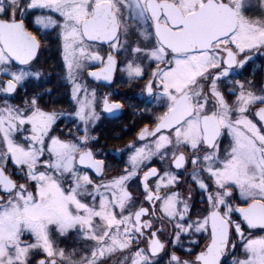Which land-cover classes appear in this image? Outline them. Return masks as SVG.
<instances>
[{"label":"snow or ice","instance_id":"snow-or-ice-1","mask_svg":"<svg viewBox=\"0 0 264 264\" xmlns=\"http://www.w3.org/2000/svg\"><path fill=\"white\" fill-rule=\"evenodd\" d=\"M53 34L70 111L40 90ZM257 59L264 0H0V264H264ZM118 77L159 111L114 169Z\"/></svg>","mask_w":264,"mask_h":264},{"label":"flooded vegetation","instance_id":"flooded-vegetation-1","mask_svg":"<svg viewBox=\"0 0 264 264\" xmlns=\"http://www.w3.org/2000/svg\"><path fill=\"white\" fill-rule=\"evenodd\" d=\"M51 41L49 47L41 54V62L48 72L46 82L40 87V90L50 89L51 94L45 95L44 100L49 107H54L57 110L70 111L71 103L68 95V90L60 78V54L57 44L55 42V35L49 37ZM255 72L256 79L264 78V61L257 59L254 64L249 65L247 71L243 72L240 77L252 78ZM104 82H99L98 92H113L116 94L115 98L125 102V108L117 113L108 114L103 113L101 121L96 129V135L99 136V144L96 147L104 153L108 154L107 163L114 169L123 167L124 160L127 155L124 154L123 159L121 155L114 150L124 148V146L135 137L139 128L144 124L149 123V116L151 111H159L154 109L153 104H146V94H142V82H133L131 85L117 79V83L110 87L103 86ZM97 86V85H93ZM29 90L35 85H28ZM145 107H148L150 112H145ZM65 121L58 122V129L65 128ZM116 144H119L118 146ZM114 145V147H112ZM198 197V193L196 194ZM199 206V205H198ZM65 243L71 244L72 240L69 239ZM203 241L201 242V246ZM198 251L199 249H195Z\"/></svg>","mask_w":264,"mask_h":264},{"label":"rangeland","instance_id":"rangeland-1","mask_svg":"<svg viewBox=\"0 0 264 264\" xmlns=\"http://www.w3.org/2000/svg\"><path fill=\"white\" fill-rule=\"evenodd\" d=\"M116 145L118 146L119 144H116ZM112 147H114V145Z\"/></svg>","mask_w":264,"mask_h":264}]
</instances>
